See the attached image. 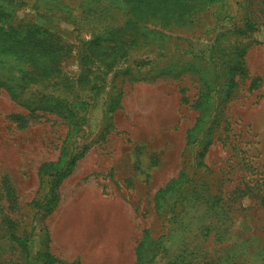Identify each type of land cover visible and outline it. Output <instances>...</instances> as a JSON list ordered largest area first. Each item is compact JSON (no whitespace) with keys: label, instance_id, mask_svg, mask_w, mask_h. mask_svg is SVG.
Segmentation results:
<instances>
[{"label":"rangeland","instance_id":"obj_1","mask_svg":"<svg viewBox=\"0 0 264 264\" xmlns=\"http://www.w3.org/2000/svg\"><path fill=\"white\" fill-rule=\"evenodd\" d=\"M57 1L78 15L80 0ZM40 4L26 0L17 13L40 20ZM215 7L192 34L148 26L133 48L96 50L81 80L78 38L90 29L63 21L59 37L71 47L60 75H27L14 58L0 68V264H23L8 219L32 253L48 235L62 261L135 264L138 249V264H264V0H226L220 32L209 31ZM244 20L253 28H233ZM4 80L19 97L85 106L79 132L51 112L17 126L9 115L27 109ZM73 140L75 161L47 203L38 166Z\"/></svg>","mask_w":264,"mask_h":264},{"label":"trees","instance_id":"obj_2","mask_svg":"<svg viewBox=\"0 0 264 264\" xmlns=\"http://www.w3.org/2000/svg\"><path fill=\"white\" fill-rule=\"evenodd\" d=\"M51 1L41 0L42 8L35 14L41 18V21H34L33 16L21 17L17 13V9L26 4V0H0V68L8 69V59L14 58L17 63L27 62L30 67L27 75L34 74L35 67L50 76L60 75V61L69 52L71 46L69 47V44L59 37L57 21L72 23L74 29L77 30L82 25L89 26V35L85 38H78L79 47L77 48L80 50L82 61L78 78L81 80L82 77L93 72V66L98 63L100 57L96 54V50L100 51V48L106 47L111 50L133 48L145 35L143 29L148 26L158 28L160 31L192 34L197 27L196 18L214 3L219 9L215 7L213 11L216 23L209 31L220 32L219 28L224 27L218 24L219 20L230 18V14L222 9L226 0H118L117 2L114 0H80L81 7L78 15L73 14L70 7L62 10L57 0H54V4ZM253 25L251 20H244L243 24L234 23L233 28H253ZM185 52L192 58L198 56L191 49H185ZM6 80L2 81V85L9 97L27 109V113L9 115L10 120L17 126L24 125L27 120L31 119V116H35L34 113L37 111L41 114L51 112L59 114L67 121L71 127L68 133L79 132L87 111L85 106L73 112V102L66 97H48L41 94L33 100L32 98L26 99L24 95L19 97L18 92ZM91 86L97 90L98 84H91ZM203 119L204 115L201 114L196 121ZM190 136L192 138V134ZM197 138L200 139V136L198 135ZM61 150L57 161H45L38 166L37 174L40 185L47 184L44 192V200L47 203L55 202L61 178L68 173L67 168L76 158L73 152L74 140L70 146H62ZM196 159L198 158L194 154L193 160ZM39 206L40 203L36 202L35 207ZM7 223L11 231L10 237L18 251L19 258H23V264H81L78 259L62 261L54 256L46 244L49 242L48 235L41 249L32 253L30 244L26 241L27 237L23 238L14 232L15 224L11 219H8ZM139 260L137 249L135 264H138Z\"/></svg>","mask_w":264,"mask_h":264}]
</instances>
